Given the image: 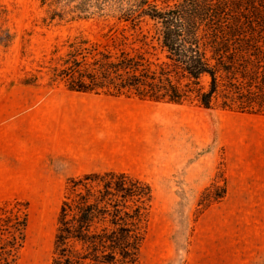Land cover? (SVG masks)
<instances>
[{
    "label": "rangeland",
    "instance_id": "1",
    "mask_svg": "<svg viewBox=\"0 0 264 264\" xmlns=\"http://www.w3.org/2000/svg\"><path fill=\"white\" fill-rule=\"evenodd\" d=\"M80 1L0 0V207L28 215L15 264L60 260L69 180L106 172L152 188L139 264H264V111L71 92L60 81L71 44L159 38L148 19L135 27L105 0L80 13ZM231 15L200 39H235Z\"/></svg>",
    "mask_w": 264,
    "mask_h": 264
},
{
    "label": "trees",
    "instance_id": "2",
    "mask_svg": "<svg viewBox=\"0 0 264 264\" xmlns=\"http://www.w3.org/2000/svg\"><path fill=\"white\" fill-rule=\"evenodd\" d=\"M105 1L135 27L152 21L159 38L71 44L73 51L60 69L68 90L240 113L264 111V0H178L162 8L150 0ZM89 8L86 0L74 7L80 13ZM232 12L240 14L235 28L229 27L235 39H200L202 29L224 32ZM244 26L260 39H245ZM67 191L56 264H139L151 186L128 173L106 172L71 179ZM220 191L217 197L223 198L226 189ZM27 224L26 211L0 207V264H15Z\"/></svg>",
    "mask_w": 264,
    "mask_h": 264
},
{
    "label": "crops",
    "instance_id": "3",
    "mask_svg": "<svg viewBox=\"0 0 264 264\" xmlns=\"http://www.w3.org/2000/svg\"><path fill=\"white\" fill-rule=\"evenodd\" d=\"M88 154H86V155H77V156H82V157H79V158H83V157H89V155L87 156Z\"/></svg>",
    "mask_w": 264,
    "mask_h": 264
}]
</instances>
